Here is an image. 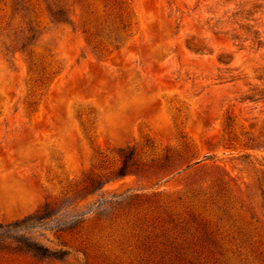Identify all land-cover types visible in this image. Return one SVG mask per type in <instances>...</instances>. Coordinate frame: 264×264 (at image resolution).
Segmentation results:
<instances>
[{
    "label": "rangeland",
    "instance_id": "obj_1",
    "mask_svg": "<svg viewBox=\"0 0 264 264\" xmlns=\"http://www.w3.org/2000/svg\"><path fill=\"white\" fill-rule=\"evenodd\" d=\"M0 264H264V0H0Z\"/></svg>",
    "mask_w": 264,
    "mask_h": 264
},
{
    "label": "trees",
    "instance_id": "obj_2",
    "mask_svg": "<svg viewBox=\"0 0 264 264\" xmlns=\"http://www.w3.org/2000/svg\"><path fill=\"white\" fill-rule=\"evenodd\" d=\"M50 14L52 18L59 22L69 23L72 24V19L69 15H67V11L63 7H58L56 9H50ZM32 31V30H31ZM32 38V35L28 37V39ZM121 157L122 159V168L120 171V175L124 176L127 174V168L129 166V162L133 158V151H129L126 153V151H121ZM53 206V202L50 200L45 201V203L37 209L34 213L24 217L23 219L13 223L10 225L11 228L15 229H29L34 228L37 225H45V220L49 219L51 217V214L49 213L51 208ZM2 228V226H1ZM70 228V227H69ZM68 228L59 227L58 230L64 231ZM27 250L29 252L34 253L35 255H42L52 258H61L68 254L67 250L65 249H59L56 251H51L47 247L39 246L37 244H28Z\"/></svg>",
    "mask_w": 264,
    "mask_h": 264
}]
</instances>
